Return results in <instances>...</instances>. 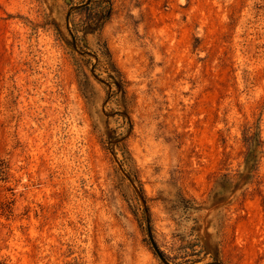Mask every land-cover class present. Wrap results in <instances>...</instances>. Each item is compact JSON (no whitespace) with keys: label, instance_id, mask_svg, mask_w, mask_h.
Segmentation results:
<instances>
[{"label":"rangeland","instance_id":"rangeland-1","mask_svg":"<svg viewBox=\"0 0 264 264\" xmlns=\"http://www.w3.org/2000/svg\"><path fill=\"white\" fill-rule=\"evenodd\" d=\"M103 1L0 0V264H264V0Z\"/></svg>","mask_w":264,"mask_h":264},{"label":"trees","instance_id":"trees-1","mask_svg":"<svg viewBox=\"0 0 264 264\" xmlns=\"http://www.w3.org/2000/svg\"><path fill=\"white\" fill-rule=\"evenodd\" d=\"M92 3L90 5H85L83 9L87 10L88 12V20L87 22L83 23L82 29L79 30V26L75 25L74 32H75V39L79 38V33L83 32L84 36L92 33H96L97 30H99V27L101 25V22L109 17V13L111 8L105 4L103 0H90ZM100 46L101 55L103 58H105L103 70H101L102 73H107L108 79H113L115 82L119 85V89L122 91V93L125 92L126 82L123 81L121 74L117 71L116 67L112 63V59L110 56V53L106 47L105 44ZM85 59L78 57L75 60V65L77 66V72L78 76L80 78V85L82 89L85 91L87 89V85L89 84L88 76L85 71V65H86ZM114 131L110 130L107 134L106 140L104 143L109 142L112 140V138H115L113 136ZM125 154V152H123Z\"/></svg>","mask_w":264,"mask_h":264}]
</instances>
